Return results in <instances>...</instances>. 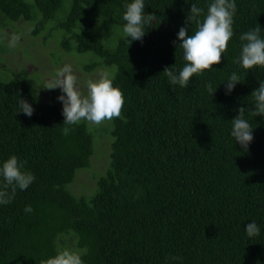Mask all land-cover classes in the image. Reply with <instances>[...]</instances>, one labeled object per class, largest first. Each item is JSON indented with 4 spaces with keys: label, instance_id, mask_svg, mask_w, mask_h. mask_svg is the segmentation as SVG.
I'll use <instances>...</instances> for the list:
<instances>
[{
    "label": "trees",
    "instance_id": "16d2710c",
    "mask_svg": "<svg viewBox=\"0 0 264 264\" xmlns=\"http://www.w3.org/2000/svg\"><path fill=\"white\" fill-rule=\"evenodd\" d=\"M130 2L0 0V25H31L43 46L57 37L56 60L92 53L79 64L112 70L124 96L121 116L102 123L111 143L86 121L64 136L59 91L41 97L36 77L7 76L0 55V165L15 155L35 176L12 203L0 204V264H41L65 248L84 264H264V115L252 114L251 96L264 68L234 63L243 33L260 26L264 38V0H235L234 35L222 62L186 88L162 72L172 66L178 74L186 64L177 34L191 4L206 15L213 0H144L145 12L161 23L145 26L143 40L129 45L123 14ZM194 31L193 24L189 35ZM233 72L244 81L227 93ZM20 97L33 106L31 117L17 112ZM240 107L253 127L247 150L231 136ZM95 137L106 165L93 171L94 188L72 189L78 171L93 168ZM253 221L260 233L248 237Z\"/></svg>",
    "mask_w": 264,
    "mask_h": 264
},
{
    "label": "clouds",
    "instance_id": "9594fccd",
    "mask_svg": "<svg viewBox=\"0 0 264 264\" xmlns=\"http://www.w3.org/2000/svg\"><path fill=\"white\" fill-rule=\"evenodd\" d=\"M187 2V0H186ZM125 12L123 20V34L130 45L134 40H143L145 36V26H151L158 22V16L145 12L144 0H132L124 5ZM237 11L235 0H213L208 5L205 15L204 9L195 3L191 4L190 11L185 20V27H181L178 32V49L183 52V59L186 64L177 74L172 66L166 67L162 72L168 77L170 84L179 85L186 88L193 76H200L205 71H211L214 65L222 62V57L228 50V44L232 39L234 14ZM204 19L201 20V16ZM161 23V21L158 22ZM195 25V31L189 35V28ZM261 27L257 26L243 33L239 39L241 43V53L234 60L245 70L256 67L264 68V38L261 37ZM131 38V39H129ZM8 41L7 47L15 48L21 40L20 34H12L10 37L6 33H0V43ZM175 43V42H174ZM244 80L233 72L226 81L227 93ZM43 88L53 90L60 88L62 94L58 97L63 102L62 114L65 117L62 134L67 136L74 129L73 125H78L81 121L88 122L89 125H101L104 121H111L119 118L122 114L124 96L121 89L113 85V81L107 72H102L98 79H88L86 81L87 92H83L78 86V78L73 73L71 64H65L56 70L54 76L47 80ZM206 90L213 96L217 88H213L212 83L206 84ZM251 96L254 98L255 106L252 110L254 116L264 115V80L260 81L259 87L255 89ZM245 107L238 109L239 115L232 120L231 136L245 150L253 141V127L244 118ZM31 117L34 112L33 106L22 97L18 101V111ZM26 161H20L13 155L0 165V176L3 177V185L0 187V204L12 203L17 189L26 190L35 180V176L25 171ZM10 189V191H9ZM26 213L33 211L32 206L25 207ZM245 231L248 237H256L260 233V228L253 221L247 224ZM172 260H180L181 257H171ZM41 264H84L81 256L70 250H59L56 255L41 261Z\"/></svg>",
    "mask_w": 264,
    "mask_h": 264
},
{
    "label": "rangeland",
    "instance_id": "374dc122",
    "mask_svg": "<svg viewBox=\"0 0 264 264\" xmlns=\"http://www.w3.org/2000/svg\"><path fill=\"white\" fill-rule=\"evenodd\" d=\"M26 21L24 19H20L17 22ZM36 24V23H35ZM31 26V25H30ZM30 26L24 27L21 26L19 23H11V21H6L5 25H0V33H6L10 37L12 34H20L21 40L17 47L7 49V46H3L2 43H8L7 39L4 42L0 43V55L5 59L2 61L3 65H7V76L11 77L13 74L17 75L18 71L20 74H27L30 78L29 74H33L36 77V80L39 82L38 93L41 97H49L48 90L43 88V84L51 79L56 70L62 68L65 64H71L73 68V73L77 76L78 81L85 92L86 89V81L88 79H98L100 73L107 72L109 76L111 75L112 70L98 67L94 71H86L83 69L82 65L79 63H84L87 61L88 55H92V53H86L79 56L78 58H74V54L72 53H63L62 60H56L59 58V53L62 49L58 46V39L57 37L52 38L49 40L48 44H44L43 46V36L41 35H33L32 31L33 28ZM41 46L39 49L38 45ZM1 65V68L4 66ZM12 65V66H9ZM14 66V67H13ZM20 67V68H19ZM23 79V78H22ZM35 84V82L33 81ZM38 85V84H37ZM35 84V86H37ZM61 95V89L56 88ZM109 121H107L108 123ZM111 124V122H110ZM98 133L101 137L108 136L110 137V143L113 139L112 134L106 132L104 130L103 124L99 125L97 128ZM107 133V134H106ZM109 143V144H110ZM95 144H96V151L93 156V168L92 169H81L78 171L77 176L73 183L71 184V188L80 190L84 189L85 192L89 191L90 189L94 188L96 181L93 177V171H97V175L102 172L103 167L106 165V159L103 160L102 156V149L96 142L95 137ZM106 149H108V144L104 145ZM106 154V153H105ZM104 164V165H103ZM109 164H110V148H109Z\"/></svg>",
    "mask_w": 264,
    "mask_h": 264
}]
</instances>
